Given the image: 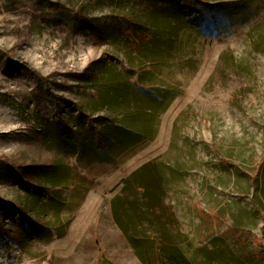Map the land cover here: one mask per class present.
Instances as JSON below:
<instances>
[{"label": "rangeland", "instance_id": "1", "mask_svg": "<svg viewBox=\"0 0 264 264\" xmlns=\"http://www.w3.org/2000/svg\"><path fill=\"white\" fill-rule=\"evenodd\" d=\"M159 1L0 0V264H146L124 239L113 245L97 238L98 231L74 239L79 225L68 222L73 209L51 206L48 196L56 185L43 180H50V167L66 163L55 159L57 151L71 146L63 126L74 130L79 120L94 125L104 119L103 113L84 111L82 100L115 87L113 79L127 96L133 83L157 84L143 80L141 72H155L163 78L161 87L182 92L176 110L160 120L159 137L145 148V162L158 163L164 174L182 165L196 205L219 209L200 217L202 240L194 230L184 245L163 174L158 178L164 195L149 215L143 213L142 192L128 195L125 180L113 185V195L129 198L125 205L137 227L128 225L129 234L146 232L152 240L140 242L142 249L158 254L154 220L168 226L190 257L198 258L191 256L196 247L210 248L220 240L231 252L230 264H264V0H175L174 6L165 4L167 18L161 11L150 13ZM141 43L156 49L165 43L166 49L156 55ZM122 72L129 82L114 78ZM134 118L130 130L143 123L145 132H154L143 109ZM50 129L60 137L51 136ZM178 152L189 158L165 159ZM128 162V168L117 165V170L130 178L139 163ZM67 163L83 167L77 160ZM183 182L174 183L175 203ZM117 209L127 225L129 219ZM61 218L66 223H58ZM151 261L161 264L154 254Z\"/></svg>", "mask_w": 264, "mask_h": 264}, {"label": "crops", "instance_id": "2", "mask_svg": "<svg viewBox=\"0 0 264 264\" xmlns=\"http://www.w3.org/2000/svg\"><path fill=\"white\" fill-rule=\"evenodd\" d=\"M158 3L160 7L152 8L150 13L153 11H161L160 13L166 15L167 18L169 5L168 8H165V4L174 6L175 0H160ZM146 25L148 24H144L145 27ZM149 29L154 30L150 27ZM141 44L143 49H145L144 51L152 54L157 51L156 55L161 54L160 52L166 49L165 43H158L156 45L158 49L154 47L155 45L153 43ZM144 58L147 59L148 57L144 56L142 60H146ZM122 73H117V76L116 73L113 74L114 78H120L122 76V78H127L129 82V76L126 73ZM139 75L143 76V80L145 79L147 82H155L157 84H152L150 87H143L133 83L132 91H129L130 94L127 96L120 89H117L115 79L112 80L113 82L110 80L111 85L115 87L103 92H97L96 97L92 101L89 99L82 100V109L84 111H95L98 114H104L102 121H99L98 124L88 125L89 123L83 122L84 119H82L79 120L78 124L76 123L78 126L74 130L69 129V125L66 123L63 126V136L66 138L64 139L70 142L69 145L71 146L68 147L67 144L64 147L63 153L55 151V159L65 160L66 163H62V167L57 169L53 167L54 165L50 167L47 170V172H50V180H43L45 183L56 185L53 194L48 196L49 201H52L54 204H51V206L57 207L58 209H73L72 217L68 219V222L79 225V227L74 228V230L78 231L74 235V239L76 240L91 237L90 235L85 236V233L88 234V232L98 231L101 235L97 238H102L103 240L109 239V241L114 242L113 245L124 244V242L119 243L123 239L127 243L129 241L123 230L117 226L113 214V202L115 199L113 192H115L117 186L123 185L124 181L129 178L126 177L128 175L125 173L126 170L122 173L118 172L117 169L119 167L117 165L124 166L125 169L128 168V161L134 160V163H139L138 167L132 172L134 173L148 163L145 162L148 159L147 153H144L145 148L159 137L160 120L165 113L176 110L179 99L182 97V92L175 86L161 87L163 85H160L158 81L162 77L159 74L155 72L146 74L141 72ZM146 76L150 80L154 79V81H148L145 78ZM139 108L143 109L144 113L147 114L146 124L153 127L154 132H145L143 123L140 126L141 128L137 127L134 131L130 130L131 123H133L132 121H134V117ZM69 130L71 133H68ZM50 131L51 136L56 137V139L60 137V131L55 129H50ZM131 133L134 136L129 137ZM70 134L71 137L67 138L66 135ZM172 157L174 160L179 161L189 158L185 153L178 152L169 153L168 158L165 157V159ZM75 160L79 161L83 167L68 165L67 161ZM88 162L96 164V168L86 167L85 164ZM156 165L160 168L159 174H163L162 183L168 184V186L171 185V189H167V194L169 193L168 196L171 195V197L166 199L171 200L172 205L175 204L172 207V211L183 225V228L180 229L185 236L183 244L186 245L193 239L192 234L194 230L197 232V239L200 238L202 240V229L198 225L200 223V217L209 211L217 214L219 209L218 205L207 206L205 203L196 205V200H192L189 188L191 183H193L192 179L189 177L186 178L185 175L182 177L183 174L181 172L186 171L182 165L172 174L168 172L164 174L161 166L158 163ZM106 166H111L108 167L111 170H106ZM176 176H179V179L175 180L174 177ZM183 180V183H179L181 186L177 189L178 202L176 200L175 203L176 196L172 194L176 191V185L174 183L175 181L179 182ZM94 181L95 184L93 183ZM113 185L117 186L114 187ZM214 198L215 193L211 196L213 201H215ZM70 213H68V217ZM57 222L66 223L62 218L58 219ZM84 224H87V226H83ZM108 243V246L111 247L112 242ZM211 245L210 248L208 246L196 247V252L191 254V256L195 254L198 258L202 257L203 261L190 257L189 254H185L187 257L189 256L188 258L193 264H205V261H209L212 264H230L229 257L231 252L224 249L225 245L223 242L217 240Z\"/></svg>", "mask_w": 264, "mask_h": 264}, {"label": "trees", "instance_id": "3", "mask_svg": "<svg viewBox=\"0 0 264 264\" xmlns=\"http://www.w3.org/2000/svg\"><path fill=\"white\" fill-rule=\"evenodd\" d=\"M160 171L158 170L157 165L154 162H148L139 168L137 171L132 173L130 178L126 181L128 183V195L134 194L136 192H142L145 198V203L143 206V213L148 214L151 213L152 209L158 208L160 206L161 197L164 195V188L163 184L161 183L160 179L158 178ZM140 188H143L141 190ZM127 195V197H129ZM129 198L123 197H115L113 202V210H114V217L117 225L123 230L125 236L133 245L134 249L136 250L137 255L146 264H151V257L152 254L155 256L160 257L161 264H193L191 260L187 257V255L183 252V250L179 247L178 241L176 239V235L170 234V230L165 223H158V221L150 220V222L154 225V233L157 235L155 237L159 240L160 244L158 247V254L149 250H143L142 244L140 242L146 241L151 239L152 237L146 236L145 233L143 237H138L136 235L129 234L131 231L128 227L130 225L132 229L135 231L137 230L136 226H132V223L136 221L131 218L132 210L128 209L125 205V200ZM119 202V203H118ZM119 204V205H117ZM119 206L123 211L124 219H129V222L125 223V225L119 220L118 209ZM131 218V219H130ZM136 233V232H135ZM134 233V234H135ZM179 236V235H178ZM148 254V255H147Z\"/></svg>", "mask_w": 264, "mask_h": 264}]
</instances>
